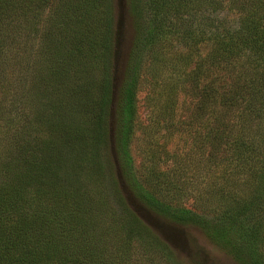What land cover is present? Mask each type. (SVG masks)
I'll return each instance as SVG.
<instances>
[{"label": "trees", "instance_id": "1", "mask_svg": "<svg viewBox=\"0 0 264 264\" xmlns=\"http://www.w3.org/2000/svg\"><path fill=\"white\" fill-rule=\"evenodd\" d=\"M130 10L112 138L114 0H0V264H189L133 204L264 264V0ZM140 94L170 132L165 158L149 135L134 152Z\"/></svg>", "mask_w": 264, "mask_h": 264}, {"label": "rangeland", "instance_id": "2", "mask_svg": "<svg viewBox=\"0 0 264 264\" xmlns=\"http://www.w3.org/2000/svg\"><path fill=\"white\" fill-rule=\"evenodd\" d=\"M115 2V14L118 28V66L115 78V92L112 104V115L109 122L111 137H115L117 130V115L116 109L117 104L120 100L119 89L123 81L124 72L126 66L130 60L131 53L134 48V44L138 38V27L139 23L134 19L130 10V0H114ZM212 49V44L205 43L200 46V53L206 55ZM152 107L147 100L145 95H139L138 101V113L141 120V126L138 134V141L134 145V152L140 161L144 155V139L154 136V141L157 144L152 145L154 151L160 156L165 158L164 153L166 152L164 145L168 141L170 132H166L158 126L160 121L159 116H156L155 111H152ZM185 140L188 142L186 143ZM172 144V145H171ZM193 142L191 138L185 136L184 139L179 134L171 138L170 148L178 149V154L184 152H190ZM187 145V146H186ZM168 147V146H167ZM167 149V148H166ZM191 164H193L191 162ZM189 172L190 178L194 175L196 170L195 165L190 167ZM124 189V188H123ZM133 204V203H132ZM137 212L141 217L149 222L151 226L162 236L172 241V244L176 246L180 256L186 260L189 264H237L232 257L227 253L220 250L205 236L203 231L195 226H178L170 224L155 214L147 211L139 204H133Z\"/></svg>", "mask_w": 264, "mask_h": 264}]
</instances>
